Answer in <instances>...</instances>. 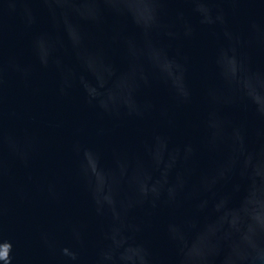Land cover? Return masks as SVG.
Listing matches in <instances>:
<instances>
[{
	"label": "water",
	"instance_id": "obj_1",
	"mask_svg": "<svg viewBox=\"0 0 264 264\" xmlns=\"http://www.w3.org/2000/svg\"><path fill=\"white\" fill-rule=\"evenodd\" d=\"M0 264H264V0H0Z\"/></svg>",
	"mask_w": 264,
	"mask_h": 264
}]
</instances>
